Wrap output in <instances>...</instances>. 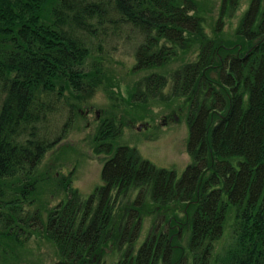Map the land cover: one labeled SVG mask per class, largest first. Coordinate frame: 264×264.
<instances>
[{
  "label": "trees",
  "instance_id": "trees-1",
  "mask_svg": "<svg viewBox=\"0 0 264 264\" xmlns=\"http://www.w3.org/2000/svg\"><path fill=\"white\" fill-rule=\"evenodd\" d=\"M228 2L221 0L218 19ZM196 11L194 0H0V264L20 262L32 233L54 245L60 264H88L106 242L123 246L116 264H171L184 226L192 264H264V5L249 0L236 41L225 46L219 33L203 43ZM123 23L142 35L129 71L144 72L126 82V97L113 95L116 81L109 83L114 77L105 57L92 48L93 37ZM257 35L256 49L234 55L247 47L243 39ZM197 37L194 60L170 72L171 96L182 97L188 125L189 162L176 177L115 142L122 124L142 118L146 93L161 97L172 47ZM101 85L110 100L120 99L89 137L94 153L111 152L100 183L80 198L70 172L55 175L60 199L51 208L37 204L46 178L37 169L42 156ZM131 111L139 115L128 116ZM131 185L134 197L119 205ZM145 204L153 226L134 247ZM228 211L230 242L213 253Z\"/></svg>",
  "mask_w": 264,
  "mask_h": 264
},
{
  "label": "rangeland",
  "instance_id": "rangeland-1",
  "mask_svg": "<svg viewBox=\"0 0 264 264\" xmlns=\"http://www.w3.org/2000/svg\"><path fill=\"white\" fill-rule=\"evenodd\" d=\"M194 1L197 7L196 12L201 20L199 28L201 33L204 34V37H200L203 43L206 40L205 38L210 41L208 43H212L211 39H214L211 38L214 35L213 33H219L222 37V40H219L221 46H225L231 41H236L235 30L247 8L249 0L228 2L219 19L221 0ZM260 2L264 5V0H260ZM141 38L140 32L125 23L118 25L115 30H108L104 35L92 38V48L95 51L100 49V53L104 55V61L109 67L108 74L110 77H114L109 78V83L116 81L115 85L110 87L113 89V95L115 96L118 94L126 97V82L131 84L134 80L142 79L143 71L138 73L129 71L134 62V50ZM200 44L197 37L191 41H186V43L184 42L182 46L172 47L175 50L174 55L162 67L167 80L161 89V97L158 94L146 93V108L144 110L141 109L143 110L142 118H136L132 123L126 122L122 124L120 134H118L115 142V144H127L133 147L140 157L149 160L157 167L173 169L176 177L180 175L185 165L189 162V156L185 149L188 125L186 120L187 109L184 108L185 104L182 102V97L178 96V98H175L171 96L172 81L170 72L182 64L180 63L182 61H193L199 51L198 47ZM186 45L188 47H184ZM175 55H181L183 58H176ZM86 62H90L89 57L86 58ZM139 87L142 88L143 85L140 83ZM165 96L172 100L167 101L168 99ZM119 99L110 100L107 97V90H103L102 85L101 87H96L93 95L87 100L86 105L81 107V110H83L82 116H77L66 132L65 137L44 153L37 169L38 172L45 173L46 178L39 183L40 185L37 188V204L40 202L41 205L51 208L60 199V193H56L53 190V176L55 175L61 177V175H66L70 172L71 186L76 189L80 198L86 197L100 183V167L111 152L94 153L89 146V137L94 131L97 120L104 114L106 109L111 107L110 103L119 104ZM134 103L136 102L134 101ZM124 107L130 109L129 104ZM115 110L118 113V109ZM138 115L139 111H131L128 116L137 117ZM139 123H145V125L136 129L135 126ZM136 189L135 185L129 186L120 196L118 204L129 205ZM147 200L149 202V196L146 192L144 203H147ZM148 207V204L142 207L141 224L134 241V247L143 240L146 233L153 226V214L144 213ZM27 208L33 209L32 206ZM39 209L42 210V206ZM175 214L179 219L183 217L179 207L175 209ZM228 215L221 236L214 241L213 253L222 252L225 245L230 242L229 231L232 221L230 211H228ZM176 227L178 228L177 223ZM188 235V227L184 226L181 233L179 232L178 236H176L175 242H173L174 247L178 249L173 253L172 257L174 258L171 264H192V256L187 249ZM24 250L23 258L17 264H60L59 262L62 261L55 252L54 245L50 241L45 240L44 237L34 233L27 236ZM122 252L123 246L118 248L114 243L106 242L103 244L102 250L99 251L100 255L95 258L96 260L88 264H115ZM98 258L100 259L98 260ZM97 260L98 263H95ZM209 264L213 263L210 261Z\"/></svg>",
  "mask_w": 264,
  "mask_h": 264
},
{
  "label": "flooded vegetation",
  "instance_id": "flooded-vegetation-1",
  "mask_svg": "<svg viewBox=\"0 0 264 264\" xmlns=\"http://www.w3.org/2000/svg\"><path fill=\"white\" fill-rule=\"evenodd\" d=\"M261 39L260 35L255 36L254 38L250 39V38H245L243 39L244 42L246 41L247 47L244 49L243 53L241 55H239V52L236 50L234 52V55L238 56V57H245L246 55H248V53L251 51L252 47H254V49H256V46L258 44V41ZM95 255H92L89 262H92L93 260L95 261L96 259ZM100 258H98L99 260ZM98 260L95 263H98ZM88 262V263H89ZM116 264V263H115Z\"/></svg>",
  "mask_w": 264,
  "mask_h": 264
},
{
  "label": "water",
  "instance_id": "water-1",
  "mask_svg": "<svg viewBox=\"0 0 264 264\" xmlns=\"http://www.w3.org/2000/svg\"><path fill=\"white\" fill-rule=\"evenodd\" d=\"M145 123H139L138 125L135 126L136 129H139L141 126H144Z\"/></svg>",
  "mask_w": 264,
  "mask_h": 264
}]
</instances>
